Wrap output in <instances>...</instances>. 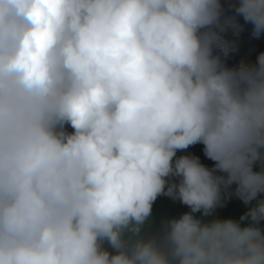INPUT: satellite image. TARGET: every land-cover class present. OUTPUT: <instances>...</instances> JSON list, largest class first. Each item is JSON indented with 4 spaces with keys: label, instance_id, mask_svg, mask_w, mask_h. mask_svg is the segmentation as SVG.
<instances>
[{
    "label": "clouds",
    "instance_id": "clouds-1",
    "mask_svg": "<svg viewBox=\"0 0 264 264\" xmlns=\"http://www.w3.org/2000/svg\"><path fill=\"white\" fill-rule=\"evenodd\" d=\"M233 7L0 0V264H264V52L218 51L264 0ZM161 194L190 211L145 237Z\"/></svg>",
    "mask_w": 264,
    "mask_h": 264
},
{
    "label": "trees",
    "instance_id": "trees-1",
    "mask_svg": "<svg viewBox=\"0 0 264 264\" xmlns=\"http://www.w3.org/2000/svg\"><path fill=\"white\" fill-rule=\"evenodd\" d=\"M237 2L238 0H221L223 6L222 18L234 14L233 5ZM237 22L240 25L238 30L228 28L226 32L221 33L222 38L229 42V50L226 53L222 50L218 51L228 67L252 64L259 53L264 52V33H261L259 36L253 35L251 24L245 23L242 17H237ZM68 131H72L70 126H68ZM184 154L199 156L201 162L209 167L213 164L212 161L204 156L202 144L197 143L185 150L177 151V156ZM246 210L247 206L241 200L232 196H225L223 207H217L214 210V214L219 217L239 219ZM188 211H190L188 206L182 204L178 199L173 200L161 194L152 205L151 222L142 229V234L145 237L158 235L162 233V222L164 219L178 216ZM195 215L199 216L200 213H196ZM211 218L208 217V219ZM261 226L264 227V222H262ZM105 247H107V244H105Z\"/></svg>",
    "mask_w": 264,
    "mask_h": 264
}]
</instances>
